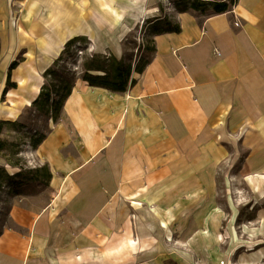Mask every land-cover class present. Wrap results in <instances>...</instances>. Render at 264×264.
I'll return each instance as SVG.
<instances>
[{"label": "crops", "instance_id": "obj_1", "mask_svg": "<svg viewBox=\"0 0 264 264\" xmlns=\"http://www.w3.org/2000/svg\"><path fill=\"white\" fill-rule=\"evenodd\" d=\"M154 2L0 0V122L31 104L70 39L84 36L93 52L122 57ZM198 13L175 15L178 32L153 36L152 57L127 90L75 84L37 148L51 173L50 202L32 218L12 210L28 240L21 253L0 249V264H88L116 208L203 201L205 177L228 157L225 144L247 149L238 170L264 187V0Z\"/></svg>", "mask_w": 264, "mask_h": 264}, {"label": "rangeland", "instance_id": "obj_2", "mask_svg": "<svg viewBox=\"0 0 264 264\" xmlns=\"http://www.w3.org/2000/svg\"><path fill=\"white\" fill-rule=\"evenodd\" d=\"M189 1L155 0L152 12L142 15L143 23L138 17L137 25L124 39L123 56L132 60L146 57L149 20L157 15L156 10L172 19L186 11L199 14ZM210 11L206 6L202 13ZM80 50H86V43L72 47L58 73L63 69L75 71L79 78ZM26 107H21L16 123L3 122L0 127V167L8 174L21 171L0 188V249L14 246L18 253L23 240H28L29 229L12 210L32 218L50 202V188L35 178L37 172L32 170L46 164L37 151L43 140L37 146L35 142L56 125L37 110L25 111ZM225 147L228 157L205 177L203 201L163 199L135 209L116 208V224L100 240L93 241L92 247L100 249L88 254V264H264V187H251L238 170L247 149L235 142ZM25 176L30 180L17 183Z\"/></svg>", "mask_w": 264, "mask_h": 264}, {"label": "trees", "instance_id": "obj_3", "mask_svg": "<svg viewBox=\"0 0 264 264\" xmlns=\"http://www.w3.org/2000/svg\"><path fill=\"white\" fill-rule=\"evenodd\" d=\"M234 1L235 0H190L189 4L194 11L203 12L206 6L210 5L212 12L219 13L228 10ZM179 4L180 3L177 1L176 6H179ZM185 9L186 8H182L181 10L184 11ZM149 22L146 57L143 59H140L139 57L138 59L135 58V60H132L131 58L127 59L124 56L119 58L115 57L110 52H93L90 55H81V61L78 64L81 67L79 78L75 71L71 72L63 69L58 73V66L63 61L64 57H68L75 43H87L88 40L84 36H76L67 41L62 52L44 71V80L40 86L39 92L31 104L26 107L25 111H32L33 109L37 110L38 112L43 113L47 120L56 123L60 119V113L64 102L72 92L77 79L86 81L90 86L103 87L113 92H123L127 90L136 82V79L132 75L141 73L152 57V53L154 52L153 36L165 31L178 32L180 30L178 23L165 14L154 17L149 20ZM140 44L138 45V51L140 49ZM14 66L15 62H12L9 71ZM9 85L11 86L13 83H10ZM3 122L16 123V121H2L0 122V127ZM21 126H25V124L21 123ZM45 136L46 133H43L35 142V146H37ZM32 172H37L35 173V178L43 181L45 186H48L51 173L47 164L34 168ZM20 173L21 171H17L16 173L8 174L4 168L0 167V188L3 182H11V180L16 179ZM26 179L30 180L25 176L24 179H18L17 183L22 182L23 180L26 181Z\"/></svg>", "mask_w": 264, "mask_h": 264}, {"label": "built area", "instance_id": "obj_4", "mask_svg": "<svg viewBox=\"0 0 264 264\" xmlns=\"http://www.w3.org/2000/svg\"><path fill=\"white\" fill-rule=\"evenodd\" d=\"M90 42L88 41V43H86V50H80L79 51V54H80V56L81 55H86V54H88V55H90L91 53H93V52H91L92 51V47H91V43L89 44ZM75 45H80V43H75ZM75 45H73V46H75ZM219 264H223V263H219Z\"/></svg>", "mask_w": 264, "mask_h": 264}, {"label": "bare ground", "instance_id": "obj_5", "mask_svg": "<svg viewBox=\"0 0 264 264\" xmlns=\"http://www.w3.org/2000/svg\"><path fill=\"white\" fill-rule=\"evenodd\" d=\"M143 20H144V17L142 16V17H140V19H139V23H143Z\"/></svg>", "mask_w": 264, "mask_h": 264}]
</instances>
